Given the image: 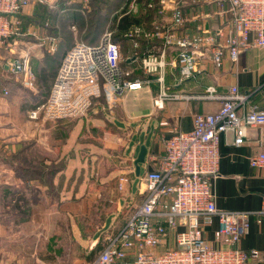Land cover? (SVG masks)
<instances>
[{
    "label": "built area",
    "instance_id": "1",
    "mask_svg": "<svg viewBox=\"0 0 264 264\" xmlns=\"http://www.w3.org/2000/svg\"><path fill=\"white\" fill-rule=\"evenodd\" d=\"M201 2L216 3L219 13H228L229 20L213 29L198 25L194 33H180L190 20L185 6ZM38 4L50 9L60 6L59 0H0V48L6 46L12 54L0 61L32 90L37 75L31 51L20 48L21 40L28 35L41 38L36 31L24 29L21 15ZM155 5L156 0L147 4L149 8ZM159 7L160 12L171 11L169 26L155 25L152 30L133 26L125 33L136 48L140 37L163 40L159 51L148 49L140 57L139 67L148 75L146 79L133 78L132 71L122 66L119 42L113 38L112 30H106L97 43L76 41L66 49L49 94L30 109L29 118L84 115L103 96L111 106L128 91L150 82V75H157L160 85L154 104L163 107L166 100L191 97L165 86L169 49L177 53L179 80H184L201 73L206 55L220 69L226 57L237 62L243 52L264 47V0H159ZM55 40L51 38L52 51L56 50ZM255 91H241L231 85L226 93L218 94L216 87H207L203 97L221 100L219 109L195 113L190 131L174 129L165 140L164 153L153 157L156 166L139 176L145 186L143 199L120 227L105 232L101 249L87 264H252L262 258L258 249H243L240 242L252 218L264 226V204L258 209H218L212 189L219 170L221 135L234 133V143L240 145L245 142L248 126L264 125V109L249 102ZM8 94L9 89L4 88L2 96ZM249 163L264 169V146L250 157ZM126 180V175L120 176V188ZM215 216L218 227L214 236L220 246L212 245L204 235L205 225ZM171 235L174 244L160 248Z\"/></svg>",
    "mask_w": 264,
    "mask_h": 264
},
{
    "label": "crops",
    "instance_id": "2",
    "mask_svg": "<svg viewBox=\"0 0 264 264\" xmlns=\"http://www.w3.org/2000/svg\"><path fill=\"white\" fill-rule=\"evenodd\" d=\"M61 1L59 0L60 10L58 9L60 15L66 11L61 7ZM149 1L125 0L124 4L130 6L133 4L135 7L131 6L132 9H130L127 5L123 13L136 16L147 14L151 17L148 24L141 25L145 30H152L155 25L169 26L171 24V11L165 9L160 12L159 0H156L155 7L149 8L147 6ZM219 10L220 6L216 3L187 4L185 12L190 20L187 21L185 27L180 29V33H194L198 25L205 29H213L218 25H222L230 17L226 12L220 14ZM35 12L36 9L29 7L23 12L21 18L22 21L28 23L24 29L36 30L40 35V29L45 32L44 26L41 23L36 24L37 22L33 20L30 21ZM46 36L48 35L43 34L46 39L50 37ZM140 38L143 39L139 40L137 48H143L142 55L148 49L159 51L163 46V40L160 37L153 40ZM21 41L20 48L28 47L31 51V64L38 75L37 81H40L43 76L41 67H45L47 64L50 65L51 58L49 55L53 53L51 50L52 41L48 42L46 40L42 43L32 35L24 36ZM133 49L136 50L135 47ZM134 53L137 52L134 51ZM176 54L174 49H169L167 52L166 62L168 65L165 73V86L170 91L174 90L185 95H191L189 99L166 100L163 107H157L154 104V98L159 93L160 85L156 79L157 75H152L150 76V82L144 80L145 82L139 89L130 90L126 93L119 101L116 112L114 107L112 111L109 110L113 116L111 122L120 129L128 130L130 137L128 139L129 151L126 155L130 165L121 170V175H126L127 179L131 178L129 181L123 182V187L133 198H137V203L143 199V189L136 186L137 189L133 190V185L137 179L133 161L137 156L140 145L144 143L148 147L147 160L142 165L141 173L143 174L148 169L156 166L153 157L161 156L164 153L165 140L174 133V129L190 131L193 128L195 113H211L219 109L221 100L203 97L207 87H216L218 94L226 93L231 85H237L241 91L256 90L249 102L260 109H264V47H253L243 52L237 62H233L226 57L220 69H217L213 65L210 56L206 55L201 65V73L184 80H179L180 73L177 67ZM135 55L127 57L128 63L136 58ZM10 56L12 54L6 46L0 48V58ZM2 71L10 73L0 61V83L3 80ZM146 77L141 78L146 79ZM48 79H52V82L47 90V95L54 80L52 75ZM3 84H6L5 81ZM1 97H4L2 92L0 93V114L9 109V106L4 105V100ZM5 120L3 121L0 116V136L2 135L5 138V135H8L11 138L14 133L17 135V130L20 127L18 123L13 122L14 125L6 127L5 124H8ZM24 125L25 128L32 130L29 134L31 137H29L36 143L35 136L43 130V127L37 120L31 119H27ZM96 125L100 126L101 120ZM73 129L70 133L71 136H69L70 139L68 138L66 144L62 146L63 151L61 154L63 156L71 148L73 149L72 156L68 158L67 168L62 171L66 179L72 177H70L72 186L67 191L64 187L65 183L62 187L55 186L59 182L56 176L52 182L54 187H50L48 182L43 183L39 178H23L17 174L16 169L5 166L0 162V264H46L47 261L43 258V254L38 253V248L41 250L48 245L50 217L55 226L52 231H56L58 235H61L59 228L62 230L61 225H64L67 220L71 224V231L75 240L78 241L77 244L85 248L90 247L89 250L93 251V256L101 249L102 242H100L99 235H96L93 231L91 234L82 236L78 222H76L75 216L77 213L74 209L78 206L81 193L79 186L75 188L76 184L79 185L77 175L82 165L80 153L78 152L81 143L76 141L78 140L80 125ZM234 139L235 135L232 132L221 135L219 170L212 183L216 206L222 210L258 209L264 204V169L250 166L249 159L264 146V125L248 126L245 142L240 145L235 144ZM47 141L50 142V137L47 138ZM69 142H71V146H69ZM93 149L95 150V148ZM40 158L47 159L44 155H40ZM111 174V176H115L114 171ZM118 202L120 205L121 200H118ZM65 208L72 209L70 218L65 217ZM217 227L218 218L215 216L212 218L211 223L205 225L204 228L205 237L214 246H220L214 236ZM58 238L64 239L62 235ZM168 239H171V243L167 244L166 242V246L173 245V235L169 236ZM27 240H31L35 244H31L29 246L30 251L26 253L24 246ZM43 242L45 243L44 246H42ZM240 246L246 250L258 249L262 258L253 261L252 264H264V226L258 224L254 218H252L250 227L243 235ZM163 247H165V242L160 246V248Z\"/></svg>",
    "mask_w": 264,
    "mask_h": 264
},
{
    "label": "rangeland",
    "instance_id": "3",
    "mask_svg": "<svg viewBox=\"0 0 264 264\" xmlns=\"http://www.w3.org/2000/svg\"><path fill=\"white\" fill-rule=\"evenodd\" d=\"M117 2H112V4L106 1L103 4L102 0H62L60 2L61 7L66 11L61 15L59 12L60 7L50 10L44 9V13L48 16L45 25L49 24L43 27L45 32L40 29V35L37 33L41 38L38 41L42 43L46 40L51 42V38L55 37L56 50L53 51L54 56L52 57L54 60H52V63L49 66L41 67L42 80H38L35 89L32 90L24 87L21 80H16L15 75L2 71L3 80L0 83V93L4 87L9 89V94L1 97L4 100V105L9 106V109L2 112L0 116L3 121L6 119L5 121L8 124H5L6 127L14 125L13 122H17L20 127L17 130V135L14 133L11 138L8 135H5V138L2 135L0 136V153L5 155L1 157V164L9 166L7 164L9 154L17 151L18 143L25 147L26 142L31 140L29 134L32 130L25 128L26 124L24 125V123L27 119H30V109L46 99L47 90L52 82V79L48 78L50 75L53 76L55 67L65 49L76 41L97 43V37L100 38L106 30H112L111 18L116 13L124 12L128 5L124 4L125 0H117ZM128 6L132 9L130 5ZM32 8L39 7L35 5ZM97 24L98 26H96ZM43 34L50 37L46 39ZM125 37L116 40L121 48L122 66L132 71L133 78L145 77V73L139 67L141 56L135 55L137 59H132L131 63H128L127 57H133L137 53L131 52L132 46H134L132 39H125ZM4 81L6 84H3ZM119 101L107 106L106 99L103 96V98L96 99L91 109L84 115L67 116L60 119H45L42 117L37 120L43 130L35 136L34 152L39 156L44 155L49 165L60 168L55 174L59 181L55 186L62 187L65 183L66 191L72 186V177L66 179L62 171L67 168L68 158L72 156L73 149L71 148L72 150L70 149L68 153L62 156V146L66 144L68 138L70 139L69 136H71L70 133L74 130L73 128L80 125V132L76 141L81 143L78 152L80 153L82 165L77 175L79 185L76 184L75 188L79 186L81 193L78 206L74 209L77 213L75 217L80 228V234L83 236L94 231L96 235H99L100 242L107 230L114 227L118 228L125 222L137 204V198H133L125 187L120 188V185H118L121 170L130 165L127 159L128 139L130 138L128 130L116 127L111 122L113 116L109 112V110H113V107L116 108V110L114 109L115 112L117 111ZM100 120L101 125H96ZM48 137H50V142L47 141ZM69 143V146H71V142ZM112 171L115 172V176H111ZM135 183L133 190L137 189L136 186H138L139 189H143L142 193H144L145 186L139 177H137ZM50 187H54V184L50 183ZM118 200H121L120 205ZM71 210L65 208V217L70 218ZM108 216L110 217L107 219ZM105 220L106 224L104 225ZM61 226L63 229L60 230L59 228V231H61L60 234L64 239L58 238L61 235H58L56 231H52L55 226L50 217L48 245L41 250L38 248V253L43 254V258L47 261L46 264H87L93 257V251L89 250L90 247L85 248L77 244L78 241L74 238L69 221L66 220L65 224ZM166 241L167 244L171 243V239ZM25 244V252L27 253L30 251L29 246L35 243L27 240ZM44 245L43 242L42 246Z\"/></svg>",
    "mask_w": 264,
    "mask_h": 264
},
{
    "label": "trees",
    "instance_id": "4",
    "mask_svg": "<svg viewBox=\"0 0 264 264\" xmlns=\"http://www.w3.org/2000/svg\"><path fill=\"white\" fill-rule=\"evenodd\" d=\"M106 1L111 2V3L112 2L118 3L117 0H102V3L104 4V3H106ZM37 6L39 8H36L35 15L30 18V21L33 20L34 22H37L36 24L41 23L42 26L45 27L46 26L45 20L48 18V16L44 13L45 12L44 9L50 10V8L47 5H43V4H38ZM150 18L151 17H149L147 14L136 16L133 14H124L123 12H121L120 14L116 13L111 18V29L113 31V38L115 40L124 39L125 33L128 32L129 29H131V27L141 26L143 24H148ZM27 24L28 23L27 22L25 23L23 20V27H26ZM96 26H98V24ZM126 37H125V39L131 40L129 37H127V38ZM142 39L143 38H138V40H140V41ZM96 40L99 41V38L97 37ZM74 43L75 42L70 44L67 48H69ZM87 43H91V42H87ZM133 47L134 46H132L131 52L136 51L137 52L136 55L142 56L143 48H141V49L136 48V50H134ZM66 49H65V51H66ZM130 49H131V47H130ZM65 51L63 52V54L65 53ZM63 54H62V56H63ZM52 56H54L53 53L49 55V57L51 58L50 64L52 63V60H54V58ZM62 56H61V58H62ZM61 58L58 61V64H57L56 69L54 71L53 79L55 78L57 68H58L59 63L61 61ZM150 76H152V75H150ZM26 144L27 145L25 147H22V144H20V143H18V145L16 144L18 149H17V151L13 152L12 154H9L7 164L9 166L13 167L14 169H16L17 174L19 176L25 178V179L39 178L40 180H42L43 183H47V182L49 184L52 183L53 179L56 176L55 175L56 171L60 170V168L58 169V168H55L53 165H49L48 162L44 158H40V156L36 152H34L35 142L33 140L27 141ZM2 156H5V155L0 153V161H1Z\"/></svg>",
    "mask_w": 264,
    "mask_h": 264
},
{
    "label": "water",
    "instance_id": "5",
    "mask_svg": "<svg viewBox=\"0 0 264 264\" xmlns=\"http://www.w3.org/2000/svg\"><path fill=\"white\" fill-rule=\"evenodd\" d=\"M148 155V147L146 144L142 143L139 147L136 158L133 161L135 168V175L139 177L142 172V165L146 163Z\"/></svg>",
    "mask_w": 264,
    "mask_h": 264
}]
</instances>
